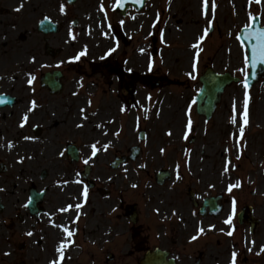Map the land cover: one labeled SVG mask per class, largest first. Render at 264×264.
I'll list each match as a JSON object with an SVG mask.
<instances>
[{
  "label": "rangeland",
  "instance_id": "1",
  "mask_svg": "<svg viewBox=\"0 0 264 264\" xmlns=\"http://www.w3.org/2000/svg\"><path fill=\"white\" fill-rule=\"evenodd\" d=\"M173 1L174 5H149L150 16L146 22L152 15L158 16L163 11L160 25L164 31L158 53H142L143 49L151 50L149 42L148 48L138 40H132V43L123 46V58L127 59L123 63V72L135 69L141 74L147 73L152 65H156L152 69L157 67L149 72L154 76L147 77L144 81L136 83L131 78L124 80L126 85L134 88L132 104L126 102L128 94L123 95V104L121 99L114 98L116 86L113 77L107 75L102 78L98 73L88 74L87 81L79 77L82 72L88 71L85 62H89L86 61L89 56L96 58V55L89 54L79 63L73 51L63 52V56L49 59L37 48L39 42L0 41V92L11 94L17 99L13 106L0 110V162L6 166V170L0 172V195L3 203L7 204L8 201L7 205L11 210H20L23 209L20 204L26 199L29 187H47L43 202L46 214L41 216L37 227L42 228L45 233L51 232L58 221L61 230L67 228L72 232L73 225L78 221L77 231H82L84 237L78 234L80 236L76 240L86 248L74 243L72 238L67 239L65 243L69 247L64 249L66 255L59 264H76L86 255H90L89 264H137L134 257L141 248L136 239L144 237L145 242L150 244L156 241L153 239L155 233H159L157 236L162 239L167 235L170 242L174 241L168 245L179 264H193V259L198 256H202L201 264H205V255L208 253L207 249L202 255L199 251L201 237L217 235L219 232H215L221 228L227 230L230 224L226 221L231 215L233 198L235 203L232 211L235 215L249 201L254 203L253 213L263 220L260 231L264 232V79L251 89H245L242 84L228 87L209 121L196 113L191 99L199 88L196 75L199 76L206 66H212L217 71H230L236 76L247 73L246 50L236 35L255 14L259 15L261 24L264 25V0L259 4L255 0H251V3L250 0H214V13L213 5L210 4L213 0H208L207 14L202 11V5H186V1L178 5L177 0ZM209 24L214 25V30L208 35L205 29L208 30ZM192 40H195V44ZM27 45H32L38 52L28 50ZM37 53V56L44 57L35 62L28 59L30 55ZM44 63L63 69L64 91L61 94L51 95L34 84L39 69H45ZM65 63L67 64L64 65ZM159 76L166 79L155 86L153 82ZM88 82H92L91 101H88L90 97L78 98ZM102 84L106 85L103 94L99 92ZM246 98L247 125L243 121ZM163 99L166 103H163L160 112ZM77 102H85L82 109L79 107L82 104L78 105ZM171 105L183 109L181 123L175 129L177 114L170 111ZM98 110H101V114L107 113L108 117V121L100 123L102 129L111 127L110 130L116 129L115 132L100 133L94 124L84 123L86 118L94 120ZM51 116L55 118L50 120ZM189 120L191 129L188 128ZM34 125L41 126L39 135L32 133ZM121 125L123 129L119 131ZM140 127L146 133L142 141L136 137ZM241 127L244 128L243 136L240 134ZM171 131L174 138L170 137ZM66 139L90 143L91 149L95 145L97 153L91 176L97 183L109 188L111 194L106 201L90 195L81 204L80 210L75 211L74 217L66 216L62 222L57 217V201L60 200L58 198H63L61 189L64 187H59V183L66 184L65 178L72 176L78 190L84 193L85 189L82 181L79 183L76 165L68 163L63 151ZM131 145H139L138 157L111 169L109 163L113 156L126 155ZM84 149L87 151L88 147L84 146ZM191 155L194 157V164L189 165ZM21 167L25 168V173H19L18 169ZM204 167L208 169L203 172ZM161 168L170 171L171 179L158 186L153 181L152 171ZM42 169L47 171L43 179L40 177ZM148 178L151 181L148 182ZM237 182L238 187L233 191ZM188 189L194 192L198 206L192 204ZM211 194L222 195L218 202L224 204V207L217 217L199 214L202 198ZM118 197H123L125 203L138 202L141 216L137 226L138 233L133 229L132 232L135 233L131 235L128 227L126 228L130 224L125 221L118 219L120 223L114 222V201ZM10 201L12 204H9ZM65 201H69L68 198ZM104 204L109 206L103 208ZM85 207L88 208L86 212ZM81 212L84 214L80 217ZM92 220H95V224L90 226ZM154 222L160 226L153 227ZM65 234L68 235L67 232ZM208 237L203 238L204 243ZM262 240L257 238L258 243ZM46 241L41 249L43 253L36 249L25 252L31 258L29 264H45L53 257L52 243L55 240L49 235ZM210 242L216 244L228 241L222 237L211 239ZM107 245H111V250L118 254L111 263H104L106 252H109ZM214 250L211 247L212 253ZM12 251V259L4 258V261L0 260V264H14V257H23L25 254H19L15 248ZM1 252L2 250L0 255ZM82 261L87 263L86 260Z\"/></svg>",
  "mask_w": 264,
  "mask_h": 264
},
{
  "label": "flooded vegetation",
  "instance_id": "2",
  "mask_svg": "<svg viewBox=\"0 0 264 264\" xmlns=\"http://www.w3.org/2000/svg\"><path fill=\"white\" fill-rule=\"evenodd\" d=\"M118 0H0V41L1 40H20L23 42H39L37 48H44L42 51L45 54V48L52 49L57 55H62L63 52H72L83 47V51L87 53H98L100 59L97 70L104 76L106 70H111V60L107 54V47L105 44L109 40H123V34L128 29L126 19L130 20V25L136 27L143 19L141 11L130 7L123 15V12L117 10ZM186 5H192L191 0H185ZM139 3L140 0H139ZM174 4V1H170ZM144 5H158L157 0H146ZM194 5H197L194 3ZM123 7V6H122ZM80 43V44H79ZM75 47V48H74ZM27 49L32 52L37 51L32 45H27ZM119 60L123 57V48L118 47ZM116 72V86L120 92L123 86V69L119 65L114 64ZM79 156L77 158V162ZM91 194L101 193L95 184L88 188ZM83 195V198H88ZM64 202L61 201L62 205ZM4 204V203H3ZM8 204V201H7ZM4 204V208L0 215V239H4L2 246H8L10 242L15 245L21 241L25 248L41 249L46 245L47 236L52 233L41 232V228L36 232L33 226V217L28 214L26 217L17 218V211L11 210V207ZM12 204V202H9ZM123 205V201H121ZM123 217V210L121 211ZM11 218H16L18 226ZM12 222L13 225H10ZM14 222V223H13ZM8 224V225H7ZM259 225L254 228V231H249L246 236H241L239 233L235 235L236 243L232 246L224 247L220 251L219 260L222 263L232 262V254L236 253V259L247 261L251 260L249 264H264V232L258 231ZM19 229V231H17ZM31 233V235H29ZM39 234V235H37ZM263 235L262 238H259ZM247 236H254L253 246L260 247L258 256L249 258L252 251L244 243ZM257 238L262 240L259 243ZM64 238L57 237L56 243L61 245ZM45 250V249H44ZM46 251V250H45ZM214 256V255H213ZM30 260V257H28Z\"/></svg>",
  "mask_w": 264,
  "mask_h": 264
},
{
  "label": "water",
  "instance_id": "3",
  "mask_svg": "<svg viewBox=\"0 0 264 264\" xmlns=\"http://www.w3.org/2000/svg\"><path fill=\"white\" fill-rule=\"evenodd\" d=\"M258 29H264L263 27L258 26V21H255L251 24L249 28L243 29L241 34L239 35V39L241 42L247 47L248 50V58H249V74L244 78V83L247 87H250L253 83H255L260 77L264 76V61L261 60H253L252 57V49L253 46L258 43L256 39V32ZM202 83L201 91L198 95V112L206 114L207 117H210L212 111L215 108V104L220 99V94L223 88L229 84L231 81H235L237 79H233L229 74L218 75L210 70H208L204 76L200 79ZM59 85L55 84L53 90H57ZM206 96L207 101L206 105L203 107L199 103L201 99ZM8 103L11 101L7 100ZM5 102H0V106H2ZM41 194H35L33 191L31 192L30 201L28 203L30 209L35 211V203L40 199Z\"/></svg>",
  "mask_w": 264,
  "mask_h": 264
},
{
  "label": "snow or ice",
  "instance_id": "4",
  "mask_svg": "<svg viewBox=\"0 0 264 264\" xmlns=\"http://www.w3.org/2000/svg\"><path fill=\"white\" fill-rule=\"evenodd\" d=\"M255 2L257 4L261 3V0H255ZM250 3H251V0H250ZM119 6H123L122 4H120ZM203 7L206 11V14H207V9H208V0H203ZM212 10H213V13L215 12V2L213 0V6H212ZM250 17H251V13H249ZM254 19V17H252ZM207 32V29H205V33ZM201 39H203V37H201ZM256 39L258 41V43H256L254 46H253V49H252V57H253V60H261V61H264V29H258L257 32H256ZM198 45H193V47H197ZM114 51V49H113ZM80 55H84V53H81ZM76 59H79V56L76 57ZM195 67V65H194ZM191 75V73H190ZM29 83H31V80L29 81ZM2 102V101H0ZM33 105H35V101L32 102ZM91 103V102H89ZM248 100L247 98L245 99V102H244V112H243V121H244V124L247 125L248 123ZM25 120H27V117H25ZM233 122L235 123V118H233ZM23 126V125H21ZM188 128L191 129V120H189L188 122ZM243 133H244V128L241 127L240 128V134L241 136H243ZM93 149H95V145L92 146ZM95 151H93V155H95ZM85 163H87V161H85ZM229 191H231V186L229 187ZM87 194H88V191H87V188L85 187L84 189V196L87 197ZM72 205H69L68 208H71ZM77 208L80 207V205H76ZM66 210V209H65ZM226 223H231V218H229V220L226 221ZM65 232H67L68 236H72L73 233L70 232L67 228L64 229ZM201 231H203V229H201ZM29 235H31V233H29ZM229 235H231V233H229ZM196 237H193V239H195ZM66 247V245L64 243H61L58 251L60 252V260H63L64 258V248ZM264 250V249H262ZM235 259H236V253L233 252L232 254V264H235ZM50 264H59V261L57 260H52L50 262Z\"/></svg>",
  "mask_w": 264,
  "mask_h": 264
},
{
  "label": "bare ground",
  "instance_id": "5",
  "mask_svg": "<svg viewBox=\"0 0 264 264\" xmlns=\"http://www.w3.org/2000/svg\"><path fill=\"white\" fill-rule=\"evenodd\" d=\"M192 43H194V41L192 40ZM7 79H8V77H7ZM8 81L10 82V80L8 79ZM91 91H92V88H91V84H87L85 87H84V94H82V95H80L79 97L80 98H85L86 96H88L90 93H91ZM163 103H166V100L165 99H163L162 100V102H161V109H160V112H162V107H163ZM77 104L78 105H81V104H84L83 102H77ZM170 111H175L176 112V114H177V118H176V120H177V122H176V125H174V129H175V127L176 126H178L179 125V122L181 123V113L183 114V109H181V107H176V106H174V105H171V109H170ZM55 117L54 116H51V118H50V120H52V119H54ZM101 118L100 117H97L96 118V120L94 121V122H92V123H94L96 126H98L99 125V123L101 122ZM55 122V121H54ZM69 122H71V120L69 121ZM171 138H174V136H173V132L171 131V136H170ZM26 144H28L27 142H25ZM38 150L35 148V152H37ZM39 155H40V153H39ZM188 164L189 165H192V164H194V157H193V155H191L190 157H189V159H188ZM21 165V164H20ZM28 168H30V166H28ZM39 168V167H38ZM38 168H36L35 170L36 171H38ZM208 169V167H204L203 168V172L205 171V170H207ZM19 170V173H25V168L24 167H21L20 169H18ZM35 171V172H36ZM73 180H74V178L72 177V176H67L66 178H65V182L67 183V184H71L72 182H73ZM74 187H71V190L73 189ZM77 201L79 202L80 201V199H79V197H77ZM196 226V225H195Z\"/></svg>",
  "mask_w": 264,
  "mask_h": 264
}]
</instances>
